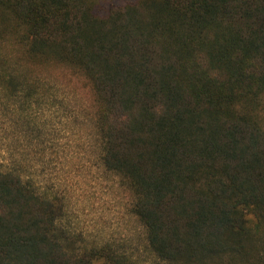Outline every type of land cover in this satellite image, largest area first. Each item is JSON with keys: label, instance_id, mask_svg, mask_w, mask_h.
I'll return each mask as SVG.
<instances>
[{"label": "trees", "instance_id": "16d2710c", "mask_svg": "<svg viewBox=\"0 0 264 264\" xmlns=\"http://www.w3.org/2000/svg\"><path fill=\"white\" fill-rule=\"evenodd\" d=\"M102 1L0 0V84L79 83L159 264H264V0ZM65 206L0 169V264H152L88 243Z\"/></svg>", "mask_w": 264, "mask_h": 264}, {"label": "rangeland", "instance_id": "374dc122", "mask_svg": "<svg viewBox=\"0 0 264 264\" xmlns=\"http://www.w3.org/2000/svg\"><path fill=\"white\" fill-rule=\"evenodd\" d=\"M6 69L36 89L27 94L19 84H0V169L20 167L37 189L62 197L61 223L81 230L88 243L113 240L159 264L143 249L140 225L128 211L130 193L97 159L82 113L92 109L88 94L76 80L70 86L50 76L38 79L40 72L28 78L23 68Z\"/></svg>", "mask_w": 264, "mask_h": 264}]
</instances>
